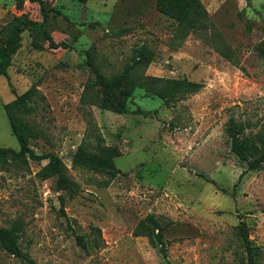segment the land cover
<instances>
[{"label": "rangeland", "instance_id": "obj_1", "mask_svg": "<svg viewBox=\"0 0 264 264\" xmlns=\"http://www.w3.org/2000/svg\"><path fill=\"white\" fill-rule=\"evenodd\" d=\"M42 1L44 17L36 2L17 10L0 0V29L14 16L39 23L21 33L11 86L0 75V147L19 149L5 103L36 86L45 106L26 116L40 134L29 146L56 153L69 184L59 190L56 176L38 175L46 159L0 162V227L15 228L34 264H240L244 221L264 264V168L247 170L226 134L230 118L264 133V0H200L209 24L188 32L155 0ZM144 47L154 55L147 65L136 60ZM86 49L105 77L132 73L107 85L111 103L131 88L123 111L89 96L98 85ZM81 144L111 154L114 176L74 164ZM148 216L165 255L133 234ZM0 264L31 263L0 244Z\"/></svg>", "mask_w": 264, "mask_h": 264}, {"label": "trees", "instance_id": "obj_2", "mask_svg": "<svg viewBox=\"0 0 264 264\" xmlns=\"http://www.w3.org/2000/svg\"><path fill=\"white\" fill-rule=\"evenodd\" d=\"M26 0H15V8L21 10ZM36 2L40 7L42 16H45V8L42 0H29ZM80 3H84L88 0H76ZM155 9L172 18L177 25L183 31H194L197 29H204L208 26V13L204 8L200 0H155ZM38 26L37 21L23 20L18 16L12 17L5 25L0 29V75L6 77L8 84L11 86L8 66L12 56L17 52L20 46L21 33L30 26ZM43 34L48 40L49 46H53L54 43L51 37L43 29ZM33 45L37 48H41V45L36 41H33ZM86 64L90 66L92 73L95 76L94 82L91 84L98 85L97 90L94 93H89V96L95 98V102L99 107L110 109L116 112H121L125 108V103L129 94L130 87L128 85L127 91L121 95L116 103H111L109 100L107 85L111 84L117 77L123 76L125 80L130 82L132 73L125 69L117 77H105L98 69L97 64L94 62L90 49H86ZM153 53L147 50L145 47L141 48L136 55L137 63L147 65L153 60ZM187 91H194L199 87L197 83H187ZM126 88V89H127ZM38 103H41V110L45 106V96L41 93L36 86L32 85L27 90L20 94H15L14 98L4 105V112L7 115L13 134L17 138L19 143V149L14 150L12 148L0 147V162L6 164L8 161L17 163L19 165H27L28 160L40 161L46 159V163L38 171V175L42 179L49 178L51 176L57 177V188L63 190L67 188L69 180L65 175V166L62 163L60 157L54 152H47L43 154H37L29 146V139L40 135L37 131L35 124L26 119L33 110L37 109ZM37 128V129H36ZM246 126L240 121H236L230 118L226 127V134L229 139L230 150L242 161L246 163L247 170H257L264 168V133L257 132L254 135L245 133ZM104 154V155H103ZM101 153L96 156L86 152L83 144L79 145L77 151L73 156V163L82 166H100L101 169L106 170L110 176H114L117 172L114 166L112 155L107 153ZM105 165L107 169L105 168ZM105 168V169H104ZM241 175L238 179H240ZM237 238L240 242V246L246 254L245 260L242 258L240 264H260L259 260L262 256V252L259 245L253 244L248 235V226L244 221H239L237 224ZM15 228L0 227V244L1 246L14 256L20 257L31 264H34L32 260L19 248L16 238L17 234ZM157 229V231H155ZM133 234L136 236H146L149 243L152 246H158L165 255V249L163 240L161 238L160 227L156 221L148 216L144 221H140L135 227ZM80 245H84V242L78 237ZM166 264H170L166 262Z\"/></svg>", "mask_w": 264, "mask_h": 264}]
</instances>
